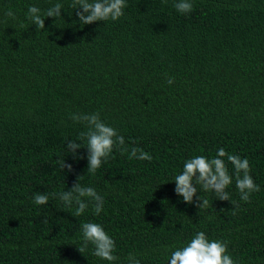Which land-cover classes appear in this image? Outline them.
I'll return each mask as SVG.
<instances>
[{"label": "trees", "instance_id": "1", "mask_svg": "<svg viewBox=\"0 0 264 264\" xmlns=\"http://www.w3.org/2000/svg\"><path fill=\"white\" fill-rule=\"evenodd\" d=\"M126 2L118 21L82 26L71 0H0V264H108L91 244L77 250L89 221L115 240L116 264L130 253L167 264L196 231L229 241L237 264H264V0H192L189 14L176 0ZM55 3L61 18L36 30L28 7L43 14ZM76 112H99L153 160L117 147L89 173L87 150L74 159L64 148L86 130L70 119ZM220 147L247 157L260 186L248 203L229 186L235 216L212 192L200 191L206 208L174 193L183 162ZM79 175L104 198L98 216L91 205L74 216L51 195L34 203L36 192L68 190Z\"/></svg>", "mask_w": 264, "mask_h": 264}, {"label": "clouds", "instance_id": "2", "mask_svg": "<svg viewBox=\"0 0 264 264\" xmlns=\"http://www.w3.org/2000/svg\"><path fill=\"white\" fill-rule=\"evenodd\" d=\"M70 7L75 10L79 24L91 25L94 22L118 21L124 16V9L127 7L126 0H71ZM173 7L181 14H189L193 10L192 0H176ZM63 5L55 3L43 14L41 9L35 5H30L26 18L32 21L36 30L45 28V18H61ZM9 18H15V14L9 10L5 13ZM171 85L173 78L166 81ZM70 119L75 123H81L85 131H81L76 139L65 138V150L74 159H83L77 153L78 149L87 150V171L95 175L107 159L111 157L114 148H119L121 153H128L129 159L141 161L153 160V157L146 151L136 146L130 149L125 146V138L119 134L118 130L107 124L99 112L83 113L76 112L70 115ZM61 171L67 170L71 173L73 167L65 163V159H57ZM228 164H231L232 171ZM81 175L77 176L76 182L68 190L59 193L36 192L33 201L36 205L48 204L50 195L62 201L66 209L74 207V216L82 215L89 205L94 209V214L99 215L103 211L104 198L98 194L91 186H83L78 181ZM174 193L182 197L185 204L206 208L209 202L202 198L200 191L214 193L216 200L228 201L232 205V215L239 211V204L230 200L227 191L230 185L235 183V188L239 194L241 202H250L251 195L260 191V186L251 175V164L247 157L239 154H232L220 147L211 158L205 155H196L183 162L182 170L174 175ZM47 222V217L42 221ZM81 246L77 250L82 253L91 244L92 254L108 264H116L119 257L115 255V240L105 231L104 227L95 222H84L81 225ZM229 241L221 239H209L205 231H196L194 235L181 246L170 251L167 264H237V261L229 254ZM128 264H140L134 254L127 257Z\"/></svg>", "mask_w": 264, "mask_h": 264}]
</instances>
